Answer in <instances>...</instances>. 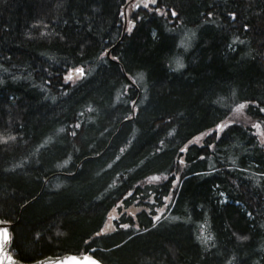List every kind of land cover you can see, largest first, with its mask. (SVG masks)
Masks as SVG:
<instances>
[{
	"label": "trees",
	"instance_id": "obj_1",
	"mask_svg": "<svg viewBox=\"0 0 264 264\" xmlns=\"http://www.w3.org/2000/svg\"><path fill=\"white\" fill-rule=\"evenodd\" d=\"M128 2L0 0L10 254L264 264V0Z\"/></svg>",
	"mask_w": 264,
	"mask_h": 264
},
{
	"label": "water",
	"instance_id": "obj_2",
	"mask_svg": "<svg viewBox=\"0 0 264 264\" xmlns=\"http://www.w3.org/2000/svg\"><path fill=\"white\" fill-rule=\"evenodd\" d=\"M142 1L143 0H137L133 4V11H136L140 7ZM74 74L78 75L80 77L82 76L78 72H74L73 75ZM11 227H12V224H7V223H4V222H2L0 220V232H2L3 230H6L7 233H8V236H9V228H11ZM9 244H10V238L8 239L7 242H3L2 240H0V264H57V262L66 261V258H68V257H75L80 262V264H87V258L89 257V256H86V255H74V256L65 255V256H62V257H59V258L48 257V258H45L43 260H40V261H37V262H34V263H21V262L17 261L16 259H14L10 255V253H9ZM9 257L11 259H8ZM91 258L96 260L93 257H91ZM99 264H101V263L99 262Z\"/></svg>",
	"mask_w": 264,
	"mask_h": 264
},
{
	"label": "snow or ice",
	"instance_id": "obj_3",
	"mask_svg": "<svg viewBox=\"0 0 264 264\" xmlns=\"http://www.w3.org/2000/svg\"><path fill=\"white\" fill-rule=\"evenodd\" d=\"M150 2H151V3H156V0H150ZM147 6H148V5L145 4V7H147ZM210 14H211V13H209V15H210ZM172 15H176V13H175V12H172ZM229 15H230V16H233V17L235 16L234 13H229ZM243 27L247 28L248 25L245 24ZM113 59H116V58L113 57ZM178 66L182 67V65H180L179 62H178ZM74 71L80 73L81 75H83V69H82V68H76V69H74ZM67 78H68V79H71V74H69V76H68ZM244 107H245L244 104H239V105L237 106L238 109H243ZM261 111H264V109H261ZM77 127H79V125H77ZM216 127H217V129H218L219 131H222L225 127H227V124H223V123H221V124H217ZM73 135H75V133H73ZM182 162H183V161H181V163H182ZM150 179L155 180V179H158V177H155V176H154V177H151ZM122 227L127 228L128 225L125 224V225H123ZM8 239H9V236H8V233H7L6 230H3L2 232H0V240H2L3 242H7ZM8 259H11V258L9 257ZM57 264H80V262H79L75 257H68V258H66V261H63V262H57ZM87 264H99V262L96 261V260H94V259H92L91 257H88V258H87Z\"/></svg>",
	"mask_w": 264,
	"mask_h": 264
},
{
	"label": "rangeland",
	"instance_id": "obj_4",
	"mask_svg": "<svg viewBox=\"0 0 264 264\" xmlns=\"http://www.w3.org/2000/svg\"><path fill=\"white\" fill-rule=\"evenodd\" d=\"M178 62L181 63L179 60H175V64H177L176 66H178ZM203 138H204V135L198 136L197 138H195L194 140H192V143H194L195 145H200L201 142H202V140H203Z\"/></svg>",
	"mask_w": 264,
	"mask_h": 264
}]
</instances>
